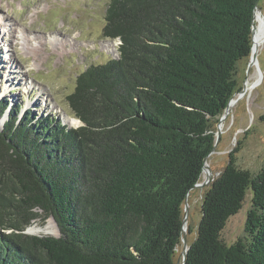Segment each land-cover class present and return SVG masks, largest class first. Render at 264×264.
<instances>
[{
    "label": "trees",
    "instance_id": "16d2710c",
    "mask_svg": "<svg viewBox=\"0 0 264 264\" xmlns=\"http://www.w3.org/2000/svg\"><path fill=\"white\" fill-rule=\"evenodd\" d=\"M257 4L110 0L102 36L118 57L77 76L66 100L80 127L0 101V264H177L184 200L237 91ZM249 191L245 235L228 245ZM49 217L58 237L24 233ZM183 263L264 264V168L230 156Z\"/></svg>",
    "mask_w": 264,
    "mask_h": 264
},
{
    "label": "rangeland",
    "instance_id": "374dc122",
    "mask_svg": "<svg viewBox=\"0 0 264 264\" xmlns=\"http://www.w3.org/2000/svg\"><path fill=\"white\" fill-rule=\"evenodd\" d=\"M109 1L0 0V101L7 100L8 112L18 105L20 118L28 111L36 121L48 118L69 129L81 126L80 122L70 126V120L75 118L66 100L74 90L77 76L89 66L118 57V40L102 36ZM257 9L264 22V0H259ZM258 49V68L250 66L249 57L237 63L236 102L224 118L215 151L207 160L215 176L213 181L229 163L230 156L238 168L251 173L264 168V41ZM6 119L7 112L1 117L0 130ZM205 178L203 174L198 183ZM211 183L188 194V246L196 237L203 197ZM251 196L249 191L242 208L227 221L221 233L228 245L245 235ZM44 225H48L52 235L28 232L30 227ZM30 227L25 231L30 236H59L52 218L38 219ZM182 251L180 244L175 252L177 264L183 262Z\"/></svg>",
    "mask_w": 264,
    "mask_h": 264
},
{
    "label": "water",
    "instance_id": "95a60500",
    "mask_svg": "<svg viewBox=\"0 0 264 264\" xmlns=\"http://www.w3.org/2000/svg\"><path fill=\"white\" fill-rule=\"evenodd\" d=\"M257 2H259V0H257ZM257 18L260 20V22L262 23V27L264 29V22L262 21V19L260 18V15H259V11L257 9V6L255 7L254 9V12H253V21H252V28H251V41H252V46H251V50H250V55H249V58H250V66L251 65H255L256 68L257 67V63H256V54H257V47H255L254 45V41H253V37H254V34H255V30H256V26H255V21L257 20ZM238 95V93H235L232 98L230 99V101L228 102L224 112H223V115L220 117L218 123L216 124V132H215V135L216 136V140L214 142V145L211 149V151L208 153V155L204 158L203 160V167H202V172H201V176L203 174L206 175V178H205V181L201 184L197 183L196 185H194L192 187V189H190L188 192H187V195L185 197V200H184V205H183V215H182V238H181V244H182V248H183V251H182V261L184 262L185 260V256L187 254V251L189 249V246L187 245V240H186V232H185V229H184V226L187 224V220H188V211H189V206H188V201H187V197H188V194L191 190H193L194 188H199V189H202L203 187H205L206 185L210 184L213 179L215 178L214 175H212L211 171H210V168L208 167L207 165V160L208 158L211 156V154L215 151V147L217 145V142L219 140V135L221 133V125L223 123V120L224 118L226 117V115L228 114V111L229 109L235 104L236 100L234 99V97ZM80 122V121H79ZM81 123V122H80ZM82 125V123H81ZM49 218H52V217H49ZM53 219V218H52ZM55 222V221H54ZM25 233V232H24ZM26 234V233H25ZM182 262V264H184Z\"/></svg>",
    "mask_w": 264,
    "mask_h": 264
},
{
    "label": "bare ground",
    "instance_id": "6f19581e",
    "mask_svg": "<svg viewBox=\"0 0 264 264\" xmlns=\"http://www.w3.org/2000/svg\"><path fill=\"white\" fill-rule=\"evenodd\" d=\"M256 37H255V34H254V37H255V40H254V37H253V41H254V45L255 47L260 48L263 44V41L264 39L261 38L264 34V29L263 27L261 26V23H260V20L257 18L256 20ZM259 50V49H258ZM77 119H73V120H70V126L71 125H76L77 122L79 121H76ZM208 162V161H207ZM184 229H185V232H187L188 230V227H187V224L184 226ZM28 232L31 233V234H37V235H52V231L50 230V228L48 227V225H44L43 227H38V226H33V227H30L28 229ZM55 233V232H54Z\"/></svg>",
    "mask_w": 264,
    "mask_h": 264
}]
</instances>
